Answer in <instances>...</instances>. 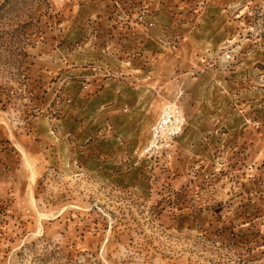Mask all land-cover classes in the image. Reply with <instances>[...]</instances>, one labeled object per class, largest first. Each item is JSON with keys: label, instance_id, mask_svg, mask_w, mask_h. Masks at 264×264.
<instances>
[{"label": "rangeland", "instance_id": "rangeland-1", "mask_svg": "<svg viewBox=\"0 0 264 264\" xmlns=\"http://www.w3.org/2000/svg\"><path fill=\"white\" fill-rule=\"evenodd\" d=\"M0 264H264V0H0Z\"/></svg>", "mask_w": 264, "mask_h": 264}, {"label": "bare ground", "instance_id": "bare-ground-1", "mask_svg": "<svg viewBox=\"0 0 264 264\" xmlns=\"http://www.w3.org/2000/svg\"><path fill=\"white\" fill-rule=\"evenodd\" d=\"M164 123H166V122H164Z\"/></svg>", "mask_w": 264, "mask_h": 264}]
</instances>
